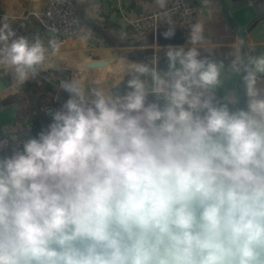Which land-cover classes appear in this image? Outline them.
<instances>
[{"label": "clouds", "instance_id": "clouds-1", "mask_svg": "<svg viewBox=\"0 0 264 264\" xmlns=\"http://www.w3.org/2000/svg\"><path fill=\"white\" fill-rule=\"evenodd\" d=\"M202 34L164 68L121 60L123 88L62 81L48 122L0 147V264H264V54L240 51L243 103H221ZM47 53L0 24L18 84Z\"/></svg>", "mask_w": 264, "mask_h": 264}, {"label": "crops", "instance_id": "crops-1", "mask_svg": "<svg viewBox=\"0 0 264 264\" xmlns=\"http://www.w3.org/2000/svg\"><path fill=\"white\" fill-rule=\"evenodd\" d=\"M46 1L0 0V12L3 15L0 24L7 20L18 35L28 37L30 41L39 37L48 49L45 63L38 70V74L30 75L23 84L17 83L12 69L0 66V82L3 78L10 81V87L0 93V108L13 102L19 104L16 122L5 129L12 132L15 142L25 139L29 132L34 135L39 130L34 129L35 126L41 127L48 122L49 117L45 110L57 108L67 99V93L56 83L57 79L61 82L78 80L85 90L97 86L106 90L123 88L126 77L121 71L124 66L121 60L145 62L150 53L158 49L167 50L170 46L191 47L188 45L187 35L191 28L184 30L175 17H164L157 30L141 36L131 30V18L163 12L168 8L169 0H164L163 6L160 0H74L79 23L78 35L64 41H59L55 35H47V29L35 17ZM233 2L241 4L243 0ZM203 9L202 12L198 11L195 18V24L202 25L204 30L202 42L196 45L202 56L225 55L228 60L231 55H239L238 38L232 40L229 26L217 2H212ZM245 11L254 14V6H246ZM170 29L174 30V35L166 37L165 33ZM257 35L258 39L249 36L248 45L251 49L264 53V26L257 31ZM52 39L60 45L54 56L49 47ZM65 61L80 66L103 61L106 67L86 69L83 76L78 77L73 70L64 66ZM234 79L232 74L222 69L221 84L215 89L219 102L232 105L238 101ZM26 83L30 88L22 92ZM259 87L264 88V85Z\"/></svg>", "mask_w": 264, "mask_h": 264}, {"label": "water", "instance_id": "water-1", "mask_svg": "<svg viewBox=\"0 0 264 264\" xmlns=\"http://www.w3.org/2000/svg\"><path fill=\"white\" fill-rule=\"evenodd\" d=\"M191 6L196 9L194 11V15L192 18V22L188 27L180 25L184 30L188 31V29L192 28L195 25V18L199 12L204 10L203 8L206 5H210L212 2H217L218 6L222 11V15L229 26L230 36L232 40L238 38L239 42V53L242 51L245 56H255L261 55L258 49H251L248 45V38L251 36L253 39H258L257 31L263 29L264 26V0H243V3L236 4L233 2L234 0H188ZM253 2V3H252ZM254 6V14L249 11H245L246 6L251 5ZM262 7L263 9L259 8ZM131 27V26H130ZM191 30V29H190ZM46 34L53 37L54 33L50 30H45ZM204 33V30H203ZM191 32L187 33L190 38ZM188 38V40H189ZM72 40V39H71ZM190 45V44H188ZM166 51L163 49H158L156 52H152L149 55V58L145 61L149 64H158L159 67L164 68L166 66ZM238 55H231L230 59L226 60V56H213L210 57L215 59L218 62H223V70L232 74L235 80L236 92H237V102L243 103V85H242V77L238 76L232 69V63L237 58ZM64 66L68 67L70 70L75 72V75L78 77L83 76L86 69H94V68H105L106 64L103 61L92 62L85 65H77L70 63L68 61L64 62ZM57 68V67H56ZM264 78H260L258 82V86H263ZM57 84L61 83V80H56ZM10 87V81L7 78H3L0 82V93L4 92ZM19 104L17 102H13L4 108H0V128L7 129L11 127L17 120L16 111L18 110ZM7 135H11L12 132L5 131Z\"/></svg>", "mask_w": 264, "mask_h": 264}, {"label": "built area", "instance_id": "built-area-1", "mask_svg": "<svg viewBox=\"0 0 264 264\" xmlns=\"http://www.w3.org/2000/svg\"><path fill=\"white\" fill-rule=\"evenodd\" d=\"M194 11L188 0H169V6L165 11L131 18L129 24L131 30L140 36L157 30L164 17H175L180 25L188 27L192 22ZM1 17L3 15L0 12ZM35 17L41 26L52 31L59 41L75 38L78 35L79 23L74 0H47ZM12 142H15L12 134L7 135L5 129L0 128V147H7Z\"/></svg>", "mask_w": 264, "mask_h": 264}, {"label": "trees", "instance_id": "trees-1", "mask_svg": "<svg viewBox=\"0 0 264 264\" xmlns=\"http://www.w3.org/2000/svg\"><path fill=\"white\" fill-rule=\"evenodd\" d=\"M26 88H30L27 83L22 87V92H25L26 91ZM47 88L50 89L49 87H47ZM34 129L38 130V129H40V127H36L35 126Z\"/></svg>", "mask_w": 264, "mask_h": 264}]
</instances>
